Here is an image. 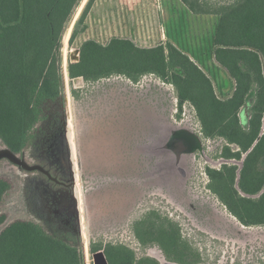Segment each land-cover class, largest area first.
<instances>
[{
    "label": "rangeland",
    "instance_id": "1",
    "mask_svg": "<svg viewBox=\"0 0 264 264\" xmlns=\"http://www.w3.org/2000/svg\"><path fill=\"white\" fill-rule=\"evenodd\" d=\"M128 1L120 8L108 0L106 10L105 0L92 7L84 23L79 20L89 0L76 8L61 45L62 95L44 105L45 118L31 145L18 153L41 170L0 160V178L11 185L0 206V215H6L0 232L13 221L30 220L75 246L83 264H94V245L109 244L128 246L138 257H155L161 264H264V223L241 222L208 174L224 164L241 169L244 157L222 156L228 144L239 148L224 137H207L195 106L186 101L180 108L172 81L155 72L138 80L112 73L96 82L84 77L82 87L74 86L72 48H81L85 37L107 43L117 33L141 46L176 44L213 78L219 97L233 93L234 80L214 57L219 15L196 14L182 0ZM200 1L219 8L236 0ZM82 29L71 42L73 32ZM253 102L252 94L239 113L245 127ZM180 131L200 139L199 151L177 157L185 152L173 143ZM162 229L177 239L169 247L170 259L154 239Z\"/></svg>",
    "mask_w": 264,
    "mask_h": 264
},
{
    "label": "trees",
    "instance_id": "2",
    "mask_svg": "<svg viewBox=\"0 0 264 264\" xmlns=\"http://www.w3.org/2000/svg\"><path fill=\"white\" fill-rule=\"evenodd\" d=\"M81 1L0 0V139L16 154L31 145L35 127L45 118L44 105L62 95V40ZM95 1L89 0L79 23L85 22ZM182 1L196 14L219 15L214 57L235 82L229 97H219L213 78L170 41L148 47L129 37L114 36L107 43L89 38L81 45L80 61L70 63V76L96 82L112 73L138 80L155 72L172 81L180 108L186 101L195 106L204 134L224 137L239 148L228 144L222 156L241 160L245 155L241 169L228 164L208 169L213 189L241 222L264 223V0H236L219 8L200 0ZM81 31L73 32L71 42ZM252 94L245 127L239 113ZM10 189L0 178V206ZM5 220L1 214L0 224ZM136 232L146 243L139 228ZM159 232L154 239L170 259L169 247L177 239L163 229ZM98 250L105 251L110 264H161L155 257H138L125 245L92 247L93 253ZM81 257L75 246L30 220L18 219L0 232V264H83Z\"/></svg>",
    "mask_w": 264,
    "mask_h": 264
},
{
    "label": "water",
    "instance_id": "3",
    "mask_svg": "<svg viewBox=\"0 0 264 264\" xmlns=\"http://www.w3.org/2000/svg\"><path fill=\"white\" fill-rule=\"evenodd\" d=\"M80 59H81V48L80 47L72 48L70 52L71 63H77L80 61ZM73 83L76 88L82 87L84 85V76H78V77L73 78ZM243 157L245 158V155ZM5 158L11 160L12 162L28 170H34L38 168L37 166H32V165L27 164L23 159H21L18 156V154H16L15 152H13L7 147L0 150V160L5 159ZM238 180H239V175H238L237 182ZM236 186L239 188L238 183L236 184ZM240 192L244 196H246V194H244L241 189H240ZM93 263L94 264H110L104 250H98L93 253ZM174 264H177V263H174Z\"/></svg>",
    "mask_w": 264,
    "mask_h": 264
},
{
    "label": "flooded vegetation",
    "instance_id": "4",
    "mask_svg": "<svg viewBox=\"0 0 264 264\" xmlns=\"http://www.w3.org/2000/svg\"><path fill=\"white\" fill-rule=\"evenodd\" d=\"M173 143L174 145H178V144H181L182 147L185 149V152L182 153V154H179L178 152L175 153L177 155V157H181L182 155L184 154H192V153H195L197 150L199 151L200 147H201V141L200 139L193 135V133H189V132H186V131H180V132H177L174 137H173ZM143 151V150H142ZM140 150H138V152H142ZM37 170H41V168L39 166H37ZM173 263H176V262H172Z\"/></svg>",
    "mask_w": 264,
    "mask_h": 264
},
{
    "label": "crops",
    "instance_id": "5",
    "mask_svg": "<svg viewBox=\"0 0 264 264\" xmlns=\"http://www.w3.org/2000/svg\"><path fill=\"white\" fill-rule=\"evenodd\" d=\"M114 1H116V3H118V5L120 6V8H121V5L125 7V5L122 3V0H114ZM127 1H128V0H127ZM129 1H131V2H130L131 4L135 3L134 0H129ZM129 1H128V2H129ZM103 2H105V0H96V1H95V4H94L95 6H93V10H94V9H97V8H100V7L102 6V3H103ZM124 2L126 3V1H124ZM109 4H110V3L108 2V0H107V2H105V4H103L104 7H107L106 10L109 8ZM128 5H129V7H130V4H129V3H128ZM112 7H113V5H112ZM113 12H116V9H115ZM119 35H120V34H117V33H116V34L113 35V37H114V36H119ZM120 37H122V36H120ZM89 38H94V36L85 37V38H84V41L87 40V39H89ZM103 43H105V42H103Z\"/></svg>",
    "mask_w": 264,
    "mask_h": 264
},
{
    "label": "built area",
    "instance_id": "6",
    "mask_svg": "<svg viewBox=\"0 0 264 264\" xmlns=\"http://www.w3.org/2000/svg\"><path fill=\"white\" fill-rule=\"evenodd\" d=\"M210 162L214 165V161L211 160ZM214 166H215V165H214Z\"/></svg>",
    "mask_w": 264,
    "mask_h": 264
}]
</instances>
